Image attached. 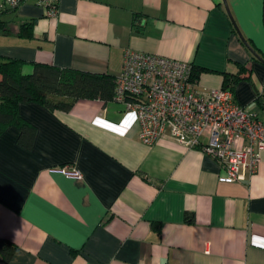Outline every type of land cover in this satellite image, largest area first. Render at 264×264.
Returning <instances> with one entry per match:
<instances>
[{
    "label": "crops",
    "instance_id": "obj_1",
    "mask_svg": "<svg viewBox=\"0 0 264 264\" xmlns=\"http://www.w3.org/2000/svg\"><path fill=\"white\" fill-rule=\"evenodd\" d=\"M0 21V56L22 61V74L37 62L115 77L128 49L164 55L200 69L197 91L240 74L234 99L264 124L263 0H56L54 16L43 0H4ZM18 112L35 135L26 148L16 125L0 133L9 264H264V149L254 174L228 182L198 146L143 143L113 99Z\"/></svg>",
    "mask_w": 264,
    "mask_h": 264
},
{
    "label": "built area",
    "instance_id": "obj_2",
    "mask_svg": "<svg viewBox=\"0 0 264 264\" xmlns=\"http://www.w3.org/2000/svg\"><path fill=\"white\" fill-rule=\"evenodd\" d=\"M21 1L5 3L15 7ZM43 1L46 15L54 16L56 0ZM191 76L189 62L128 49L114 77L112 99L135 115L143 143L167 138L187 148L198 146L222 168L223 181L240 180L243 170L254 174L264 149L263 122L235 101L231 89L197 91ZM60 171L80 177L74 168Z\"/></svg>",
    "mask_w": 264,
    "mask_h": 264
},
{
    "label": "trees",
    "instance_id": "obj_3",
    "mask_svg": "<svg viewBox=\"0 0 264 264\" xmlns=\"http://www.w3.org/2000/svg\"><path fill=\"white\" fill-rule=\"evenodd\" d=\"M264 23V0H263ZM34 20L22 24V35L30 36ZM0 21V27H3ZM22 61L0 56V133L9 124L19 128L18 142L26 148L32 146L35 127L18 112L23 102H39L53 110H70L78 99L99 98L110 100L114 93V77L72 68L34 63L30 74L21 73ZM244 69V67L242 68ZM192 70V79L199 75ZM241 78L240 74H224L222 87L229 88ZM15 244L0 237V260L9 264Z\"/></svg>",
    "mask_w": 264,
    "mask_h": 264
},
{
    "label": "water",
    "instance_id": "obj_4",
    "mask_svg": "<svg viewBox=\"0 0 264 264\" xmlns=\"http://www.w3.org/2000/svg\"><path fill=\"white\" fill-rule=\"evenodd\" d=\"M224 4H225V6H226V2L224 1ZM226 8H227V6H226ZM241 39L246 43V41L244 40V38L241 36Z\"/></svg>",
    "mask_w": 264,
    "mask_h": 264
},
{
    "label": "rangeland",
    "instance_id": "obj_5",
    "mask_svg": "<svg viewBox=\"0 0 264 264\" xmlns=\"http://www.w3.org/2000/svg\"><path fill=\"white\" fill-rule=\"evenodd\" d=\"M3 3H4V0H0V5H3Z\"/></svg>",
    "mask_w": 264,
    "mask_h": 264
}]
</instances>
